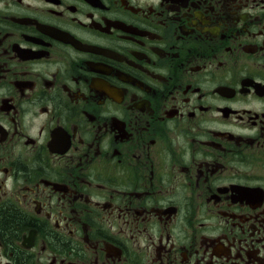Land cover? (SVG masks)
I'll return each instance as SVG.
<instances>
[{
  "label": "flooded vegetation",
  "instance_id": "af4514ba",
  "mask_svg": "<svg viewBox=\"0 0 264 264\" xmlns=\"http://www.w3.org/2000/svg\"><path fill=\"white\" fill-rule=\"evenodd\" d=\"M0 264H264V0H0Z\"/></svg>",
  "mask_w": 264,
  "mask_h": 264
},
{
  "label": "trees",
  "instance_id": "16d2710c",
  "mask_svg": "<svg viewBox=\"0 0 264 264\" xmlns=\"http://www.w3.org/2000/svg\"><path fill=\"white\" fill-rule=\"evenodd\" d=\"M23 216L16 210L0 212V230L5 234H13L23 228Z\"/></svg>",
  "mask_w": 264,
  "mask_h": 264
}]
</instances>
